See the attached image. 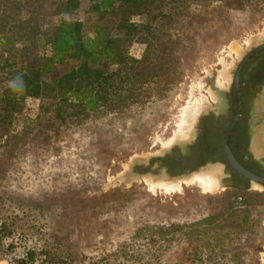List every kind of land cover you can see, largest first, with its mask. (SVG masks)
<instances>
[{
    "label": "rangeland",
    "instance_id": "obj_1",
    "mask_svg": "<svg viewBox=\"0 0 264 264\" xmlns=\"http://www.w3.org/2000/svg\"><path fill=\"white\" fill-rule=\"evenodd\" d=\"M228 16L229 21L225 23L215 20L205 23L203 29L199 27L200 34H196L191 50L184 57L183 82L162 100L126 114L92 116L79 127L60 133L44 132L42 137L36 134L42 132L43 118L27 122V116L20 115L13 127L17 137L9 146H4L6 138L0 140V214L3 218L13 221V228L42 235L49 255L61 263L136 264L129 259L131 255L141 254L149 259L152 253L147 240L136 238L137 229L143 225L193 221L209 213L224 218L229 206L238 209L234 205L239 198L246 205L251 202L263 205L264 192L258 190L236 191L221 183L215 192H205L197 184L155 192L144 180L145 176L166 177L167 164L186 152L184 143L188 142V147L193 143L192 134L171 146H164L161 140L174 137L182 113L193 99L202 101L204 97L208 106L202 110L192 133L198 132L199 119L215 111L211 104L217 105L220 97L214 100L210 90L216 92L213 84H217L218 72L224 69V64L234 62L231 81H225L227 89L233 70L245 54L238 57L230 46L237 42L246 51L264 43V36L258 42L247 43L264 34V12L253 15L229 11ZM62 20L82 21L85 32L93 35L96 17L85 9L54 17L47 24ZM135 20L142 21L143 17ZM145 48L144 44L134 42L129 51L140 58ZM7 56L8 52L0 48V61ZM220 60L223 61L220 63ZM40 103L39 100L27 102V108L36 111L33 117L40 115ZM208 107L209 111L204 112ZM28 125L34 129L23 140ZM257 140L264 141V127L256 133L254 142ZM17 141L20 142L15 146ZM24 143L30 146L25 147ZM144 157H156L146 168L148 175L129 179L126 173L133 161ZM126 164L130 167L123 173ZM118 175L125 177L117 180ZM253 221L261 233L255 240L241 242L249 249L244 257L249 263L264 264V211L259 221L256 217Z\"/></svg>",
    "mask_w": 264,
    "mask_h": 264
},
{
    "label": "trees",
    "instance_id": "obj_2",
    "mask_svg": "<svg viewBox=\"0 0 264 264\" xmlns=\"http://www.w3.org/2000/svg\"><path fill=\"white\" fill-rule=\"evenodd\" d=\"M80 9L95 15L93 35L79 20L47 24ZM229 11L258 15L264 0H0V48L8 52L0 61V140L6 138L9 146L17 137L13 127L20 115L27 122L43 118L40 137L168 97L183 82L184 57L199 27L229 21ZM140 16L143 20L136 21ZM134 42L146 46L140 58L130 54ZM17 79L21 92L11 86ZM31 100L41 101L39 116L27 108ZM30 126L23 140L34 129ZM263 208L251 202L235 210L229 206L224 218L209 213L193 221L143 225L136 238L147 240L151 258L129 259L136 264H252L241 242L261 233L252 220L262 218Z\"/></svg>",
    "mask_w": 264,
    "mask_h": 264
},
{
    "label": "flooded vegetation",
    "instance_id": "obj_3",
    "mask_svg": "<svg viewBox=\"0 0 264 264\" xmlns=\"http://www.w3.org/2000/svg\"><path fill=\"white\" fill-rule=\"evenodd\" d=\"M219 91L222 93L219 103L211 104L215 111L200 119L193 143L167 164V172L180 175L212 163L221 166L223 185L236 191L264 192V141L260 140L262 149L257 148L259 140L254 142L256 133L264 127V48L237 65L230 86ZM207 111L209 107L204 112ZM225 141L234 159L253 175L252 178L232 166L224 149Z\"/></svg>",
    "mask_w": 264,
    "mask_h": 264
},
{
    "label": "bare ground",
    "instance_id": "obj_4",
    "mask_svg": "<svg viewBox=\"0 0 264 264\" xmlns=\"http://www.w3.org/2000/svg\"><path fill=\"white\" fill-rule=\"evenodd\" d=\"M264 36V34L262 33V35H258L253 37L250 42L247 43H252V42H258L259 40H261V38ZM258 39V40H257ZM230 50L236 52V54L238 55V57H241L243 55V53L245 52V49L241 48L237 42H235V44H232V46H230ZM224 59V58H223ZM223 61V60H222ZM220 60V63L222 62ZM225 63V62H224ZM222 65V64H221ZM224 69L222 70H218V75H217V80H216V85H217V89L218 91L213 92L210 90V95L211 97L217 101V99L220 97V95H222V93H219V90H222L224 88H226V83L225 81L230 82L231 81V70L232 67L234 66V62L230 65H226ZM228 85V84H227ZM196 91V90H195ZM194 91V92H195ZM193 92V93H194ZM201 98V97H200ZM202 99V98H201ZM194 101L191 103V105H187V107L184 109L183 113H182V119H181V123L179 125V129L176 131L174 137H170L167 139H163L162 137V142L164 146H171L173 143L175 142H183V140L185 138H188L191 136L192 131L194 130V126L200 116V114L203 112L202 110H204L208 105L206 104L207 101L204 99H202V101L198 100L196 98L193 99ZM185 141V140H184ZM185 145V143H184ZM257 145V144H256ZM258 149H262L263 148V143L259 140V143L257 145ZM141 159V158H140ZM142 159H145L142 158ZM130 165L126 164V166L124 167V171L123 173L129 169ZM120 175H122L120 173ZM126 175L128 176L129 174L126 173ZM165 175V174H164ZM119 176V175H118ZM117 176V177H118ZM222 176V169L220 167H216V168H208V169H199L198 171H196L195 173H193L192 175H190L189 177H180V178H173V179H169L166 177H159V178H154L152 176H145L144 180L145 183L148 184L150 186V189L155 191L156 190H160V189H165L167 190V192L169 191H173V190H178L181 189L183 187V185H189V184H197L199 185L205 192H215L218 191L221 188V182H220V178ZM125 177V176H122ZM121 176H119L117 180L122 179ZM132 179V178H129ZM134 179V178H133ZM112 181V179H110ZM263 260H264V252H263Z\"/></svg>",
    "mask_w": 264,
    "mask_h": 264
},
{
    "label": "built area",
    "instance_id": "obj_5",
    "mask_svg": "<svg viewBox=\"0 0 264 264\" xmlns=\"http://www.w3.org/2000/svg\"><path fill=\"white\" fill-rule=\"evenodd\" d=\"M236 208L245 204L239 198ZM0 264H68L53 260L43 240L38 235H30L18 228H12L0 214Z\"/></svg>",
    "mask_w": 264,
    "mask_h": 264
},
{
    "label": "water",
    "instance_id": "obj_6",
    "mask_svg": "<svg viewBox=\"0 0 264 264\" xmlns=\"http://www.w3.org/2000/svg\"><path fill=\"white\" fill-rule=\"evenodd\" d=\"M264 48V43H261V44H258L256 46H253L251 47L250 49H247L245 51V54L243 56V58L241 59V61L239 62L238 66H240L253 52H256L260 49ZM237 78V73L235 74V79ZM218 91V90H216ZM221 93V92H219ZM200 121V119H199ZM196 136V132L193 133V137ZM226 139H227V136H226ZM189 143L186 142L185 143V147H186V151L188 150V145ZM224 149L226 150L227 152V155H228V158H229V161L230 163L232 164V166L237 169L241 174H243L244 176L246 177H253V175H251L247 170H245L239 163H237V161L234 159V157L232 156L227 144H226V141L224 142ZM156 157H149L147 159H135L133 161V163L131 164V167H130V170L128 172V178H140V177H143V175H148V170H146V168H148L149 164H151V162L155 159ZM140 167L142 168V170L140 169ZM205 167L209 168V167H213V164L212 163H208ZM199 169H201L200 167L198 168H195L193 170H189L185 173H182V174H178V175H171L169 173H166V177L169 178V179H173V178H180V177H189L190 175H192L194 172L198 171ZM151 170V169H150ZM150 174L152 175V173L150 172ZM156 177V176H155Z\"/></svg>",
    "mask_w": 264,
    "mask_h": 264
},
{
    "label": "clouds",
    "instance_id": "obj_7",
    "mask_svg": "<svg viewBox=\"0 0 264 264\" xmlns=\"http://www.w3.org/2000/svg\"><path fill=\"white\" fill-rule=\"evenodd\" d=\"M11 86L14 91H17V92L23 91V84L19 79L13 81Z\"/></svg>",
    "mask_w": 264,
    "mask_h": 264
}]
</instances>
